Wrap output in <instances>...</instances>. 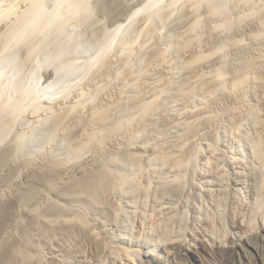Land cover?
Instances as JSON below:
<instances>
[{"label":"bare ground","instance_id":"obj_1","mask_svg":"<svg viewBox=\"0 0 264 264\" xmlns=\"http://www.w3.org/2000/svg\"><path fill=\"white\" fill-rule=\"evenodd\" d=\"M9 1L4 13L20 0ZM132 2L99 0L107 19L124 3L111 28L94 21L90 0H54L48 9L34 0L0 22V41L18 45L23 63L44 41L59 44L47 42L55 52L32 68L51 64L52 93L25 86L23 63L13 79L0 68L10 79L0 77V173L9 168L0 204L12 205L0 223V264H45L38 243L60 233L96 243L98 264L153 255L117 245L114 235L101 239L90 217L99 211L126 229L148 221L151 246L186 253L193 242L249 261L241 246L264 240V0ZM69 20L85 33L75 47L74 32L63 34ZM220 129L237 153L219 149ZM20 175L28 188L41 186L13 198Z\"/></svg>","mask_w":264,"mask_h":264},{"label":"rangeland","instance_id":"obj_2","mask_svg":"<svg viewBox=\"0 0 264 264\" xmlns=\"http://www.w3.org/2000/svg\"><path fill=\"white\" fill-rule=\"evenodd\" d=\"M13 1V0H12ZM31 1H34V0H28V2H27V0H20L19 1V4L18 3H16L17 5H15L16 7V9L14 8L12 11L11 10H8V11H10L11 12V14H10V12H7V13H4L5 12V8L6 9H10V8H7L8 6H9V4L10 3H12L11 1H9V0H0V22L2 23V20H4V22H3V24L6 22V20L7 21H10L11 19H6V17L8 18V16H12L13 18H15V17H17V15L18 14H20L21 13V11H23V10H25V7L27 8V6H28V4H30L31 3ZM54 0H50V2H49V0H44V4L46 5V3H48L49 4V6L47 7V5H46V7H44V8H49L50 7V5H52V4H54V3H52ZM127 1V5L128 6H130V5H133V2H132V0H126ZM129 1V2H128ZM130 1L132 2V3H130ZM133 1H135V0H133ZM167 1H169V0H163V3H165V2H167ZM50 3H52V4H50ZM95 3H96V5H95ZM25 4H26V6H25ZM124 3H122V5H121V13L120 12H117L118 10H117V8H116V10H114L113 11V13L114 14H112V18L111 17H109V16H111V12H110V14H109V16H108V18L109 19H107V14L109 13L107 10H105V8H104V4H102V3H99V0H98V2H96V0H90V7L91 6H93L92 7V14L94 15L93 16V18H94V21L96 22V21H98V22H100L101 21V19L103 18L104 20L105 19H107L106 20V22H104L105 23V25L106 26H108L109 28H111L112 26H113V23L115 22V21H121L120 20V18H121V16H122V12H124L123 10H124V5H123ZM45 5H43V6H45ZM64 5V4H63ZM62 5V7L64 8V9H66V4H65V7ZM105 5H106V3H105ZM23 6H24V8H23ZM113 6V8L115 9V7H116V5H115V7H114V5H112ZM18 7V8H17ZM103 7V8H102ZM50 8H53V5H52V7H50ZM102 8V9H101ZM120 9V8H119ZM21 10V11H20ZM50 10V9H49ZM49 10H47V11H49ZM103 10V11H102ZM105 11V12H104ZM107 11V12H106ZM13 12H14V14H13ZM4 13V14H3ZM17 13V14H16ZM23 13H24V11H23ZM22 13V14H23ZM100 13H101V15H100ZM64 14H66V13H64ZM68 14V13H67ZM98 14V15H97ZM105 14V16H103V15ZM100 15V16H99ZM117 15V16H116ZM1 16H3V17H1ZM4 16H5V19H3L4 18ZM97 18H96V17ZM11 17V18H12ZM114 17V18H113ZM100 20V21H99ZM113 21V22H111V21ZM102 22V21H101ZM102 22V23H103ZM0 23V24H1ZM69 23H70V25H69ZM103 23V24H104ZM112 23V24H111ZM67 24L68 25H65V30L66 29H68L69 31H65L64 30V33L63 34H67L68 32H71L72 33V31L74 32V36H78V37H74L73 36V38H74V40H77V42H74L73 44H74V47H75V44L77 45V43H78V41L80 40V38H83V35L85 34V33H83V27H81L82 25H77L78 23L77 22H75V21H72V20H69V22H67ZM74 24H76V28H75V26H74ZM1 26V25H0ZM71 30V31H70ZM78 31V32H77ZM82 31V32H81ZM124 32V29L122 30V32L121 33H123ZM65 34V35H66ZM70 33H68L67 35H69ZM83 34V35H82ZM81 35V36H80ZM122 35V34H121ZM49 36V35H48ZM53 37V35L52 34H50V40L52 39V37ZM47 39H48V37H46ZM46 40V39H45ZM5 42H7V41H5V40H1L0 41V48L1 49H3L4 48V45H6V50L4 51V54H3V50H0V52L2 53H0V62H1V64H0V68H2L5 72H6V75H8V76H10L11 78L10 79H13V76H14V67H18V66H20V63L22 64L23 63V54L21 55H18V53H20V47L18 46V45H15V44H10L9 42H7L8 43V45H7V43L5 44ZM50 43V44H48V43ZM43 43H46V44H48V47L49 46H51V48H52V46H53V49H54V47L55 46H57V45H59V44H55V41L53 42V39L51 40V41H49V39H48V41H44ZM10 44V45H9ZM44 45V47H42L43 45L41 44V45H39L38 47H34V55H35V57L37 56V54L38 55H40V56H37L36 58L33 56V58H32V60H24L25 61V63H23V64H25L26 65V63H27V65H26V67H25V65L21 68V72H22V69L24 70L23 71V74H24V72H25V75H22V76H24L25 78H23L22 76H20V72H19V75H18V77L20 76V79L23 81V83L25 84V86H28L29 84H30V86L28 87V89L29 90H33L34 92H42V93H45V94H49V93H52V92H54L55 91V89L54 88H51V87H48L47 86V84L53 79V77H54V73H53V69L52 68H50L51 67V64H48L47 66H49V67H47V68H45V66L44 67H42L38 72H35L32 68H36L37 67V65H36V63H40V62H42L45 58H48V57H45V56H49V54L51 53V52H55V50H53V51H50L49 50V48L47 47V45ZM73 44L71 45V47L73 46ZM55 45V46H54ZM2 46H3V48H2ZM9 46V47H8ZM15 46V48H14V50H13V47ZM48 48H46V47ZM8 47V48H7ZM12 47V48H11ZM41 47V48H40ZM11 48V49H10ZM46 49V51H44V49ZM50 48V49H51ZM37 49H39V50H37ZM43 49V50H42ZM56 49V48H55ZM13 51V53H12V51ZM40 50H42L41 52L43 53V55H42V53L40 52L39 53V51ZM52 50V49H51ZM7 51V52H6ZM16 51V52H15ZM44 51V52H43ZM14 52H15V54L17 55H12V54H14ZM36 52V53H35ZM49 54H48V53ZM8 53V54H7ZM6 54V55H5ZM44 54H46L45 56H44ZM7 55H8V57H7ZM10 55V56H9ZM4 56L5 58H8L7 60H9L10 58L9 57H11V62L10 61H7V63L5 62L6 60H4L3 61V59H2V57ZM13 56H16L15 58V60L13 61V59H14V57ZM19 56H20V58H19ZM18 57V58H17ZM40 59H39V58ZM20 60L19 62H18V60ZM34 59L36 60V59H38V61L39 62H36L35 63V61H34ZM3 61V62H2ZM15 61H17V62H15ZM33 61H34V63H35V65L33 64ZM8 62H10V63H8ZM12 62H15V63H13V64H15V65H12ZM2 63H4L3 65H2ZM16 63H18L19 65H17L16 66ZM32 63V64H31ZM1 65H2V67H1ZM34 65V66H33ZM22 66V65H21ZM27 66H28V68H27ZM16 68H15V70H16ZM28 70L30 71L29 72V75H28ZM1 71V70H0ZM2 73H3V71H1ZM1 72H0V77H1V79L2 78H4L3 79V81L4 80H10L5 74H3V75H5V76H3V75H1ZM4 72V73H5ZM35 72V73H34ZM52 73V74H51ZM24 80H25V82H24ZM3 81L2 80H0V82H2L3 83ZM10 85V88H11V90H12V92L13 93H16L17 92V90L15 89V88H18V87H15V85L13 86V84H9ZM3 86V85H2ZM15 91H14V90ZM15 95V94H14ZM221 130V129H220ZM221 131L223 132V133H221ZM221 131H219V134H218V141H221V142H219L218 143V147H219V149L220 150H222V151H224L225 153H229V154H232V153H237L238 152V150H239V144L237 145V143H236V141H234V140H232V139H230V138H228L227 137V135L224 133V131L223 130H221ZM230 139V140H229ZM227 140H229L230 142L232 141V143L230 144V142H228ZM224 143H229V144H226V145H224L223 146V144ZM235 143H236V146H235ZM229 145V146H228ZM234 145V146H233ZM231 146H232V148H231ZM230 147V148H229ZM222 148V149H221ZM226 148H227V150H226ZM204 149V148H203ZM202 149V150H203ZM205 150V149H204ZM227 152H226V151ZM229 150H231V151H229ZM233 151V152H232ZM232 152V153H231ZM204 154L205 153H203L202 155L204 156ZM9 168H6V169H2V173H0V179L1 180H4L3 181V185H2V182H0V189H3V188H5L6 186H5V181H6V179H7V174H9V173H7V172H5V171H9L8 170ZM5 170V171H4ZM7 173V174H6ZM2 174H5V176L4 175H2ZM22 177V178H20L19 180H18V178L19 177ZM20 176H18V178H17V183H19V184H17V186H16V188H14V190H13V192H12V196L11 197H13V198H16L17 197V195L19 196V190H21V191H23L22 193H24V191L25 192H30V191H32V190H34L33 188L36 186V187H40L41 185L39 184H37V182H34V183H36L35 184V186L34 185H32V186H34L33 188H31V187H29L28 188V185L30 184L25 178V176H22V175H20ZM25 177V178H24ZM23 178H24V180H23ZM22 180V181H21ZM24 182V183H23ZM27 182L29 183V184H27ZM26 183V184H25ZM23 185V186H22ZM28 188V189H27ZM24 189V190H23ZM20 191V192H21ZM14 195L16 196V197H14ZM53 195H55V194H50L49 196H51V198L53 199V200H56V201H61V197H57L56 195H55V197L53 196ZM13 198H11L12 199V201H13ZM61 198V199H60ZM8 200V199H7ZM64 200V201H63ZM67 201V200H66ZM66 203L65 202V199H62V201H61V203ZM4 207V208H2V207ZM10 206H12L11 204H9V203H7V201L6 202H2L1 204H0V209H1V212H0V223L2 224V223H4V221H7V217H8V219H9V212H11L10 211ZM6 207V208H5ZM151 210H153V208L152 207H149ZM149 208H148V210L146 211L147 213L149 212V214H152V212L153 211H149ZM8 209V210H7ZM94 212V211H93ZM102 211H99L98 213H96V212H94L93 213V215L92 214H90V217L93 219V223L95 224V226H96V228L97 229H99L100 230V232H102V235L104 234V236L101 238V239H104L105 241H108L109 240V238H111V237H113V235L115 236L114 237V240L116 239L117 240V238L119 237V238H121L122 236L125 238L124 240H123V238H121V240H122V242H121V240H115V243L117 244V245H121V246H124V247H130L131 249L133 248V249H139V250H149L150 248L151 249H153L151 252L153 253V255H150V256H148V257H144V255L142 256V255H140V254H138L137 255V257H136V259H135V262H136V264H259L257 261H256V256H257V254L259 255V256H262L263 258H264V240H262V239H258V240H253V242L251 243V244H243L242 246H241V251L243 252V253H245L246 255H247V257L250 259L249 261H244V260H241L240 258H239V256L237 255V253H234V252H231V251H228V250H225V249H223V250H220V249H218V248H214V249H212V248H208V247H206V246H204V247H202V246H199L198 244H196V243H193V242H191L192 244H193V251L192 252H189V253H186L185 251H183L182 249H179V248H176V249H167V248H164V247H162L160 244H153V246H151L152 244H149L148 242H149V237H150V235H151V232L149 231L150 230V227H149V224H148V226H147V224L145 223L144 225H142L141 227H140V225L141 224H139V220L137 221L136 220V222L133 224L134 226H132V227H130V228H125L126 226H128V225H126V223L124 224V223H122L123 225H121L120 223H121V221H113L112 220V218H111V216L109 217V215H107L109 212H107V211H103L102 213H101ZM104 213V214H103ZM107 213V214H106ZM110 214V213H109ZM4 215H6V217L4 216ZM92 215V216H91ZM106 215V216H105ZM4 216V217H3ZM6 218V219H5ZM23 219H25V221L23 220ZM106 219V220H105ZM107 219H108V221H107ZM3 221V222H2ZM23 222V223H22ZM22 222H21V227H29L28 225H30L29 224V222H30V220L27 218V217H22ZM28 222V223H27ZM26 223V224H25ZM99 223V224H98ZM109 223V224H108ZM0 224V225H1ZM102 224L105 226V227H107L108 225V227H107V229L104 227V226H102ZM105 224H107V226L105 225ZM139 224V225H138ZM119 225V226H118ZM103 228H102V227ZM129 227V226H128ZM147 227H148V229H147ZM106 230H105V229ZM26 229H28V228H26ZM30 230H32L33 228H32V225L30 226V228H29ZM28 229V230H29ZM101 229H104V231L103 230H101ZM147 230L149 231V232H147ZM231 230V231H230ZM108 231V233L110 232V234L112 233V235L110 236V234L108 235L106 232ZM145 232H147V233H145ZM229 232L231 233V235L232 236H234L235 238H239V235H240V233H241V229L240 228H232V226H231V229L229 228ZM122 233H126V234H128L126 237H125V234H122ZM62 234H64V235H62ZM118 234H122V235H118ZM105 235H108V236H105ZM118 237H117V236ZM60 236V237H59ZM59 236H58V238H56V239H54V241L51 239V240H49L48 239V241H40L39 243H38V245H39V248L44 252V254H45V256L47 257V255H48V257H47V259H46V262H45V264H98V262H99V253H96V251H98V249H97V247H96V243H94V242H92V241H90L88 238H79L78 240V242L76 243V241H75V243L74 242H71L72 240H70L69 239V236L68 235H65V233H60L59 234ZM147 238H148V240H147ZM107 239V240H106ZM126 242V243H123V242ZM119 242V243H118ZM69 244H70V246H69ZM125 244V245H124ZM76 245H77V247H76ZM71 246H73L72 248H71ZM129 248V249H130ZM150 249V250H151ZM51 256V257H50ZM56 257V258H55ZM51 258V259H50ZM60 258V259H59ZM55 260H56V262H55ZM58 261V262H57ZM105 263L106 264H111V262H110V260L108 259V261H105ZM44 264V263H43Z\"/></svg>","mask_w":264,"mask_h":264}]
</instances>
